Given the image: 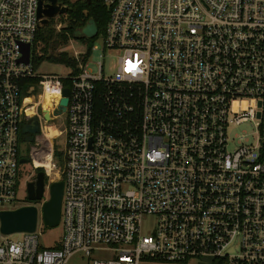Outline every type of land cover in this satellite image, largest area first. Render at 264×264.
Returning a JSON list of instances; mask_svg holds the SVG:
<instances>
[{"label":"built area","instance_id":"1","mask_svg":"<svg viewBox=\"0 0 264 264\" xmlns=\"http://www.w3.org/2000/svg\"><path fill=\"white\" fill-rule=\"evenodd\" d=\"M83 1L108 9L103 48L120 52L111 75L89 69L94 45L73 51L75 71L36 73L38 0H0V204L25 186L22 158L64 181L61 241L41 245L37 227L0 232V264H264V0ZM32 119L40 131L21 156ZM243 123L251 130L232 136ZM45 157L51 170L36 164Z\"/></svg>","mask_w":264,"mask_h":264},{"label":"rangeland","instance_id":"2","mask_svg":"<svg viewBox=\"0 0 264 264\" xmlns=\"http://www.w3.org/2000/svg\"><path fill=\"white\" fill-rule=\"evenodd\" d=\"M55 18V17H54ZM92 45H94L95 49L90 52L89 58H88V67L90 70L93 72H96L98 67V63H102L103 65V73L104 75H111L115 72L116 68V62H117V56L119 55V51L117 50H107L103 48V41H102V34H100L93 42L89 41H83L80 39H70L66 44L61 46V50L68 53L72 54L73 51H81L84 52L88 48H90ZM70 68L62 65V64H57V63H51L47 61H42L41 63L38 64L37 67H35V71L38 74H50V75H66L67 73L70 72ZM35 86H36V92L39 91L38 87V80H33L32 81ZM51 122L58 128H62L61 125V119H53ZM251 129L248 124L243 123L237 127H235L232 130L231 135L239 134L242 132H249ZM35 140L32 142H26L24 140H21L20 142V155L21 156H27L29 154V150L31 147L35 146ZM53 144L55 147L58 149H61L63 146V136L57 137L53 139ZM54 163L58 168L63 167V159L56 154L54 156ZM21 168L26 171L28 169V165L26 163L21 164ZM31 171L27 170L25 179L29 178V174ZM50 178V179H49ZM48 178L47 186L49 185L50 181H56V180H61V177L57 179L55 176H50ZM25 197V187L20 188L18 192V198L16 201L10 202V203H5V204H0V209H12L16 208L20 205H25L28 204L23 198ZM48 198V191L46 188V192L44 194L43 200H41L39 203H37L38 207V220H37V230L36 233L39 236V243L44 246H54L58 244L61 241L62 238V226L59 223L55 227H46L43 224L42 217H41V204L42 202ZM154 225V218L153 217H146L142 223L141 227V234L143 235H149L151 233V229ZM19 235L17 233L8 235V239H16L18 238ZM111 253L109 251H98L93 255L94 258H107L110 257ZM211 259L208 257H202V258H195L188 260L183 263H175V264H211ZM71 264H81L83 261L78 260V259H71L70 261ZM140 264H167V263H162L158 261H152V260H141Z\"/></svg>","mask_w":264,"mask_h":264},{"label":"water","instance_id":"3","mask_svg":"<svg viewBox=\"0 0 264 264\" xmlns=\"http://www.w3.org/2000/svg\"><path fill=\"white\" fill-rule=\"evenodd\" d=\"M68 11V6L62 4L59 0H38L37 16L40 19L41 25H46L51 18L57 15L65 14ZM97 32L96 25L93 19H88L85 26L74 32L75 37L92 38ZM28 44L22 46L21 60L25 63L29 61ZM68 89H63V98L60 100V111L64 110L67 104ZM49 119L48 114L45 115ZM40 131L39 123L36 119L30 120L21 127V132L24 135V141L32 142L33 136L38 135ZM20 162L25 163L27 159H20ZM63 180L52 181L48 185V198L45 199L40 208L41 217L44 226L55 227L59 224L61 213V202L63 193ZM43 172H38L35 183L29 182L26 185V197L29 201H41L44 195ZM38 207L36 204H25L14 209L0 210V232L3 235H11L15 233L34 232L37 227Z\"/></svg>","mask_w":264,"mask_h":264},{"label":"trees","instance_id":"4","mask_svg":"<svg viewBox=\"0 0 264 264\" xmlns=\"http://www.w3.org/2000/svg\"><path fill=\"white\" fill-rule=\"evenodd\" d=\"M64 5L68 6V11L65 15L51 18L46 25L38 28L35 42L32 48V62L37 66L42 61L62 64L72 69L76 68L77 60L71 57L70 54L61 50V46L66 44L70 39H80L83 41L93 42L100 34L103 33L109 13L108 9L101 3L96 1L83 0H59ZM88 19H93L97 32L94 37H75L74 32L85 26ZM57 24H61L57 28ZM87 56L84 55L82 60ZM32 82L33 80H27ZM33 83V82H32ZM24 139L21 134L20 141ZM58 154L62 158V154L54 147V156ZM39 170H42L39 168ZM27 203H31L28 199H24ZM211 264H225L221 259H212Z\"/></svg>","mask_w":264,"mask_h":264},{"label":"flooded vegetation","instance_id":"5","mask_svg":"<svg viewBox=\"0 0 264 264\" xmlns=\"http://www.w3.org/2000/svg\"><path fill=\"white\" fill-rule=\"evenodd\" d=\"M33 138L35 139V135L33 136ZM26 164L28 165V170L31 171V172H30V176L27 179V181L25 183V186H24L25 187V199H27V197H26V185H27V183H29V182L35 183V181L37 179L38 172L41 171V170H36V169L32 171L31 161L29 159L26 162ZM42 172H43V183H44V189H45L44 194H45L46 188H47L48 177L46 176V174L44 173V171H42ZM47 191H48V189H47ZM43 197H44V195H43ZM42 200H43V198H42ZM30 202L31 203H29V204H37L40 201H30Z\"/></svg>","mask_w":264,"mask_h":264},{"label":"bare ground","instance_id":"6","mask_svg":"<svg viewBox=\"0 0 264 264\" xmlns=\"http://www.w3.org/2000/svg\"><path fill=\"white\" fill-rule=\"evenodd\" d=\"M55 133H56L55 129L52 128L50 136L54 135ZM39 163L44 165L47 170H51L52 169V167H51V165L49 163L48 157H45V159L43 161H40V162L36 161V164H39Z\"/></svg>","mask_w":264,"mask_h":264}]
</instances>
